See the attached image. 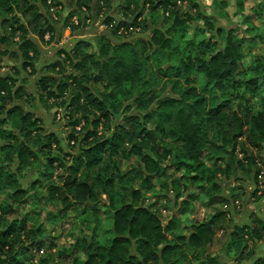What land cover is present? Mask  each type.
Returning <instances> with one entry per match:
<instances>
[{
	"label": "clouds",
	"instance_id": "obj_1",
	"mask_svg": "<svg viewBox=\"0 0 264 264\" xmlns=\"http://www.w3.org/2000/svg\"><path fill=\"white\" fill-rule=\"evenodd\" d=\"M0 264H264V0H0Z\"/></svg>",
	"mask_w": 264,
	"mask_h": 264
},
{
	"label": "trees",
	"instance_id": "obj_2",
	"mask_svg": "<svg viewBox=\"0 0 264 264\" xmlns=\"http://www.w3.org/2000/svg\"><path fill=\"white\" fill-rule=\"evenodd\" d=\"M5 23H7V21H5ZM5 235H7V233H5Z\"/></svg>",
	"mask_w": 264,
	"mask_h": 264
}]
</instances>
